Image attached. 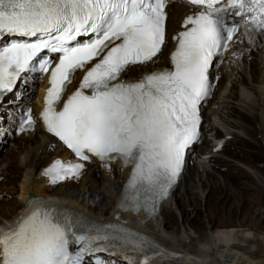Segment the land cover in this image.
<instances>
[{
    "label": "snow or ice",
    "instance_id": "6c2138e0",
    "mask_svg": "<svg viewBox=\"0 0 264 264\" xmlns=\"http://www.w3.org/2000/svg\"><path fill=\"white\" fill-rule=\"evenodd\" d=\"M171 2L0 0V41L22 38L0 44V94L11 91L21 73L51 69L41 114L47 131L80 161L131 166L121 207L136 211H155L180 175L186 149L200 139V109L212 92L209 70L229 50L240 26L235 18L246 34H264V0H185L197 10L173 37L172 69L124 80L123 74L159 58ZM78 71L85 72L82 82L66 95ZM35 125L29 109L21 131ZM84 167L56 160L45 175L56 184L78 179ZM108 246L140 252V264L162 255L148 238L122 226L38 207L0 236V264H83L86 253Z\"/></svg>",
    "mask_w": 264,
    "mask_h": 264
},
{
    "label": "bare ground",
    "instance_id": "6f19581e",
    "mask_svg": "<svg viewBox=\"0 0 264 264\" xmlns=\"http://www.w3.org/2000/svg\"><path fill=\"white\" fill-rule=\"evenodd\" d=\"M190 11L188 5L170 3L167 8L169 38L180 30L181 21ZM248 38L246 44L251 48L250 53L242 61L223 66L219 70L222 79L216 93L217 100L211 102L207 109L211 117L206 121L208 122L206 130L211 138L205 139L206 148L197 153L190 181L182 185L180 196H177L176 191L181 182L173 188L168 199L160 205L158 210L160 214L156 219L148 220L147 215L134 216L119 207L122 203L124 180L130 174V169H121L120 162L111 164L109 174L97 166L90 165L78 179L67 181L59 187L51 185L44 176V169L52 161L68 158L70 154L54 138L38 130L15 138L17 143L13 141L15 147L18 145L20 150L25 149L26 145L30 146V152L19 183L21 204L17 207L20 212L18 210L19 214L11 220L19 224L24 217L22 215L24 209L32 202L29 200L30 195L41 199L51 198L57 200L62 209L72 210L100 224H113L115 219L136 223L146 235L159 244L177 254L185 255L182 259L169 261L170 255L160 251L162 255L153 256L151 264H264L262 226L264 218L260 210L262 206L264 207V186L256 178L258 176L260 179L264 174V34L249 35ZM250 39L254 42L250 43ZM173 48L174 46L168 42L157 58L155 66L159 68L167 66L169 53ZM151 66L153 64L147 67L136 66L123 77L133 74L136 78H141L144 73L151 70ZM228 83H231V89L228 88ZM42 87L43 85L39 86L36 100L42 94L40 93ZM74 89L75 86L72 87V90ZM230 90V94L227 95ZM237 101L242 104H238ZM243 105L246 107L242 108ZM8 107L12 105L9 104ZM2 116L0 110V118ZM238 132H242L244 136H239ZM221 139L227 140L222 152L231 153L236 159L246 161L250 167H256L254 175L240 167L238 172L234 173L233 167L237 166L235 162L222 154L219 155L220 151L216 155L212 154L214 146H217ZM25 140L26 142H23ZM17 158L18 153L13 149L11 152L8 151L3 160L10 162L9 167L13 168L16 162L20 164ZM207 163L224 176L222 181L219 175L206 170ZM256 163L260 165L257 167ZM204 173L207 174L206 177ZM18 175L20 176L21 172ZM193 181L197 182L196 186L193 185ZM78 182L79 187L76 186ZM194 192L199 193L198 198ZM99 193L104 196L103 200H106L101 213H93L81 205L84 202V195L92 196ZM13 205V202L8 201L6 208L11 209ZM99 205L101 206V202ZM169 205L181 211L183 224H189L196 230L198 238L189 232L188 237L185 236L187 241L180 240L178 233L174 234L177 236L175 239L174 236H170V224L178 218L175 210L167 209ZM13 210L15 211L14 207ZM163 218L165 222L162 221ZM5 222L7 221L2 223ZM204 228L209 231L204 233ZM251 230L260 233V236ZM158 256L165 257L158 259ZM110 259L118 260L117 264H129L130 261L131 264H140V261L136 262L119 254L111 256Z\"/></svg>",
    "mask_w": 264,
    "mask_h": 264
},
{
    "label": "rangeland",
    "instance_id": "374dc122",
    "mask_svg": "<svg viewBox=\"0 0 264 264\" xmlns=\"http://www.w3.org/2000/svg\"><path fill=\"white\" fill-rule=\"evenodd\" d=\"M249 85L254 86L255 84H249ZM228 88H230V89L232 88L231 87V83H228ZM230 92H231V90L228 91L227 95L230 94ZM254 96L255 95L253 94V97ZM237 103L238 104H242L241 102H238V101H237ZM241 107L244 108V107H246V105H243ZM208 108H209V106L206 108L205 114L207 113V109ZM207 120H208V117L206 118L205 124L203 126V131H202L203 132V136H202V139H201V143L197 147V149L195 150V154L200 152L203 148H206V144L204 143V141L208 137L211 138L210 135L208 136V134H207L208 131L206 130V127L208 126V122H206ZM219 123H220V121H219ZM238 133L240 134L239 136H244V134L242 132H238ZM205 134H206V137H205ZM225 135H228V133H225ZM228 138H227V140H228ZM261 139H263V137ZM207 140L209 141L211 139H207ZM227 140H226V143H227ZM13 141L16 142V143L18 142L16 139H12L11 141H9L7 147L3 148V151H2L1 156H0L2 162H7V161L3 160L5 155L8 153V151L11 152V150L14 149L18 153V158L16 160H18V163L20 162V164H16L17 163L16 162L15 166L13 168L9 167L7 170H5V172H3V178L0 181V205L2 207H4V208H1V206H0V222L1 223L4 222V221H8V220L10 221L11 218L13 219L16 215L19 214L18 210L20 212V209L17 207V206H20V204H21V203H19L20 202V198H19V195H20L19 183H20L21 178H22V169L26 166L25 163L28 160L27 158H29V152H30V150H29L30 146L26 145L25 149L23 148V149L20 150V148H18L19 147L18 145L15 147V143H13ZM23 142H26V140L23 141ZM223 152H221L219 155L222 154L225 158H227L230 161H233V162L236 163L237 166L233 167L234 170H235L234 173L238 172V169H239L238 167L243 168V169L248 170V171H251V173L253 175L256 173V169H255L256 167H252V166L250 167L249 165H247L246 161H243L242 159H238V158L236 159V156L232 155L231 153H225L224 154ZM195 154H193L192 157H194ZM206 162H208V161H206ZM7 163H4V165L6 166ZM9 163H8V165H9ZM194 164L195 163L193 162V164L190 163V164L187 165V168H186V171L184 173L183 179L181 180V184L177 187V191H176L177 196L181 195L182 185H186L190 181L192 173H193L192 171H194V166H195ZM256 165L258 167V165H260V164L256 163ZM206 170H208V172H211V173L214 172L217 176L219 175L218 177H219V179L221 181L223 180L224 176L221 175L220 173H217L214 170V167L212 165H210L209 163H207ZM224 170H226V167L224 168ZM20 172H21V175L19 176L18 174ZM204 176L206 177L207 174L204 173ZM256 178L264 186V174L262 176H260V179H259L258 176H256ZM7 179H9L10 181L8 182ZM11 181L15 182V183H10ZM79 184H80V182L76 183V186L79 187ZM193 185L196 186L197 182L193 181ZM57 187H59V186H57ZM206 190L207 189H205V191ZM194 194L198 198L199 193L197 194V193L194 192ZM103 198H104V196H102V194H100V193L97 194V195H92V196L84 195V202L81 203V205L86 207L87 210L89 209V210L93 211V213H101V210L105 207V204H106V200L104 201ZM8 201L14 203L13 207H14L15 211L13 210V207L11 209L6 208V204H7ZM80 202L81 201H79V203ZM100 202H101V206L99 205ZM170 208H171V206L169 205L167 209L170 210ZM171 210H175V212H177V218L178 219H177V221H173L170 224V226H171V234H170V236H172V237L174 236L173 238L175 239L177 236H175L174 234L178 233V236H179L178 238L180 240L187 241V239H186V237H188L187 236V232H189L191 235L193 234V236L195 238H198V234H197L196 230H194L189 224H187V225L183 224V218H182V216L180 214L181 211L178 208H175V207L171 208ZM260 210L262 212V218H264V212H263L264 211V207L262 206L260 208ZM162 221L165 222L164 218L162 219ZM262 226H264V223L262 224ZM236 227H239V226L236 225ZM207 231H209V230L207 228H204V233L205 232L207 233ZM251 232L255 233L257 236L260 234L258 232H255L254 230H251ZM188 242H190V241H188Z\"/></svg>",
    "mask_w": 264,
    "mask_h": 264
}]
</instances>
